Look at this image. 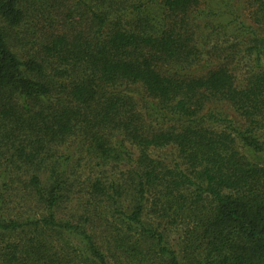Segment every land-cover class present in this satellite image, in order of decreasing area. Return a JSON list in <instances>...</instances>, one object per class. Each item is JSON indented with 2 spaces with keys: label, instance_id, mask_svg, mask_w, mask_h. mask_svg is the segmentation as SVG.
I'll list each match as a JSON object with an SVG mask.
<instances>
[{
  "label": "trees",
  "instance_id": "trees-1",
  "mask_svg": "<svg viewBox=\"0 0 264 264\" xmlns=\"http://www.w3.org/2000/svg\"><path fill=\"white\" fill-rule=\"evenodd\" d=\"M209 1L0 0V264H264V0Z\"/></svg>",
  "mask_w": 264,
  "mask_h": 264
},
{
  "label": "rangeland",
  "instance_id": "rangeland-1",
  "mask_svg": "<svg viewBox=\"0 0 264 264\" xmlns=\"http://www.w3.org/2000/svg\"><path fill=\"white\" fill-rule=\"evenodd\" d=\"M244 1L245 0H240L238 6L235 7V9L237 10V12H235V14L237 15V21H239V19L242 17L241 14L243 13V10L245 9L246 5L244 6ZM231 2V0H228V4ZM210 4H214V9H210L207 7H203L204 10L206 11H211L210 16L208 17V19L205 21L207 28H203L201 31V42L204 45V49H209L212 45L217 44V43H222L223 45H228V46H233L234 43L237 44L238 41L241 40V31H240V26L238 25V23L235 21L232 25H230L225 31H218L219 29H217V17L214 16V13L216 12V8L218 10L219 8H225V7H229L227 6H222V5H217L214 1L210 0L209 1ZM232 4L235 3L231 2ZM230 3V4H231ZM230 8V7H229ZM228 8V10H229ZM204 18V17H203ZM203 21V20H202ZM202 21L200 22V24L202 25ZM227 21V20H226ZM238 59V63H236L237 65V73H239L238 75L242 76L245 74L246 71V67L249 64V60L245 59L243 56H241V58H237ZM166 156H170L172 153H163ZM83 171L82 174L83 175ZM83 181V178L80 180V182ZM74 191H76V193H79V196L82 201L84 202V200L86 199V195L84 193V190L82 191L80 186H76ZM77 198V197H76ZM77 200V199H76ZM82 202V203H83ZM21 207V211L26 212L27 210H32L34 212H38V209L40 207L38 206H34V204L30 203V204H24L18 201H14L13 204L10 206L12 208L15 207ZM81 211H83V208L81 207L80 203L78 201H73L71 203H68L67 205L62 206V214H67V215H71L72 213H75L76 215L79 214ZM61 214V215H62ZM62 217V216H61ZM63 218L65 219L66 217L63 216ZM171 240H174L173 235L170 236ZM64 241L59 242L60 247L68 245V247L70 246V249H73V252H75L76 257H78L79 260V264H84L85 260V250L82 248H73L71 245H73L74 247H77L75 245V241L71 240L70 238L67 239H63ZM62 244V246H61Z\"/></svg>",
  "mask_w": 264,
  "mask_h": 264
}]
</instances>
